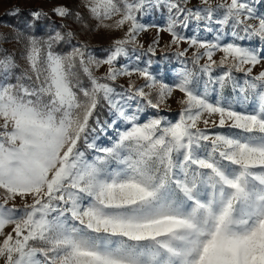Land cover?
Wrapping results in <instances>:
<instances>
[{"label":"snow or ice","instance_id":"obj_1","mask_svg":"<svg viewBox=\"0 0 264 264\" xmlns=\"http://www.w3.org/2000/svg\"><path fill=\"white\" fill-rule=\"evenodd\" d=\"M4 15L0 264H264V0Z\"/></svg>","mask_w":264,"mask_h":264},{"label":"rangeland","instance_id":"obj_2","mask_svg":"<svg viewBox=\"0 0 264 264\" xmlns=\"http://www.w3.org/2000/svg\"><path fill=\"white\" fill-rule=\"evenodd\" d=\"M55 0H52V3H54ZM52 3L47 2V0H0V21L6 22L3 20V15L7 9H9L13 5H19L21 6H41L44 8H49L52 6ZM6 31L7 29H3ZM118 35V33L116 34ZM167 38V37H165ZM109 35L105 32H100L94 36L91 37L89 42L93 45H105L109 42ZM103 71V69L101 70ZM172 108H177V105L175 103L172 104Z\"/></svg>","mask_w":264,"mask_h":264},{"label":"trees","instance_id":"obj_3","mask_svg":"<svg viewBox=\"0 0 264 264\" xmlns=\"http://www.w3.org/2000/svg\"><path fill=\"white\" fill-rule=\"evenodd\" d=\"M21 7L28 9V8H31L33 6H21ZM3 20H5L6 22H9V23H19L20 22L19 19L12 18V17L6 16V15H3Z\"/></svg>","mask_w":264,"mask_h":264}]
</instances>
